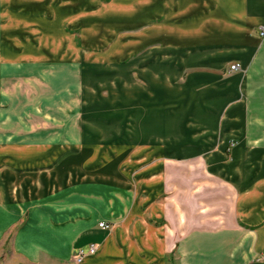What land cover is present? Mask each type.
<instances>
[{"label": "crops", "instance_id": "crops-1", "mask_svg": "<svg viewBox=\"0 0 264 264\" xmlns=\"http://www.w3.org/2000/svg\"><path fill=\"white\" fill-rule=\"evenodd\" d=\"M218 3L229 17L246 15L253 28L264 27V0ZM85 11H93V0H0V106L20 108L11 118L18 128L0 135V230L26 218L15 237L18 252L29 260L42 254L52 264L67 263L90 244L98 251L81 264H169L171 253L175 264H264L257 261L264 256V112L241 113L249 108L244 97L231 116L211 122L213 101L203 88L205 116H191V135L221 139L179 147L162 136L160 113H145L161 75L139 65L130 71L137 59L128 58L123 77H153L152 84H123V93L138 94L132 115L101 124L84 115L81 100L79 114H68L66 105L74 102L63 95L73 85L66 74L81 72L83 50L67 28ZM254 47L234 49L233 64L221 74L238 76ZM233 65L238 68L230 72ZM249 71H264V50ZM35 80L38 91L54 93L19 104L7 98L19 81L33 90ZM187 91L197 90L187 84ZM231 141L237 146L227 153ZM102 222L109 228L100 229Z\"/></svg>", "mask_w": 264, "mask_h": 264}, {"label": "rangeland", "instance_id": "rangeland-1", "mask_svg": "<svg viewBox=\"0 0 264 264\" xmlns=\"http://www.w3.org/2000/svg\"><path fill=\"white\" fill-rule=\"evenodd\" d=\"M223 10L218 0H93V11L81 12V22L67 28V33L75 41L76 47L83 50L81 72L66 74V81L73 85L70 91L60 93L67 101L74 102L71 110L66 105L67 113L79 114L77 104L81 100L84 115L101 124L106 121L120 124L125 120L124 114L130 112L132 115L136 110L138 94L128 91L123 93V84L137 87L138 84L153 83L152 74L144 81L137 74H130L127 78L122 76V64L127 63L128 58L137 59L135 62L131 61L135 64H131L130 71L133 68L136 71V66L139 65L149 74L155 71L161 75V89L158 92L160 106L158 93L155 92V100L145 102L144 107L146 114L160 113L163 121L162 136L175 140L179 147H186L187 143L192 142L214 146L221 138L204 140L201 139L202 134L192 137L195 126L188 124L192 115L205 116L201 99L203 88L207 89V96L204 97L213 101L212 113L207 115L211 122L231 116V106L242 98L244 100V97L249 108L245 110L243 107L241 113L247 111L246 115L249 117L258 110L264 112V71H249L254 58L264 50V27L260 31L250 25L246 15L244 19L238 20L229 17ZM237 12L239 13L238 10ZM249 14L247 13L248 16ZM90 17L93 18L92 21ZM251 45L255 46V50L236 78L221 74V71L226 73L233 64L237 53L234 49ZM246 78L249 83L245 89ZM37 82L41 81L35 80L32 90L23 81H19L21 85L14 89L17 93H8L7 98L19 104L32 94H47L46 90H37ZM187 84L194 85L197 91L188 93ZM78 87L82 88L83 96L78 92ZM9 89L8 85L6 90ZM226 89L235 91V97L229 95ZM257 89L263 92L260 91L256 96L254 91ZM51 93L54 91L48 94ZM124 94L127 96L125 99ZM127 99L130 103L136 100L134 104L127 105ZM12 108L9 109L8 105L0 106L1 136L18 128L11 122V118L20 114V108L15 112V107ZM203 111L204 114H201ZM169 122L176 126L172 132V127L168 128ZM175 134L177 139L172 138ZM118 137L121 140L120 135ZM227 145L229 153L237 143L231 141ZM184 158L186 156L178 161H184ZM182 174L184 176V172ZM194 174L198 179L200 172L195 170ZM26 220L23 218L13 221L0 230V264H52L42 254L29 260L22 252H18L15 237ZM91 245L98 246L90 244L88 247ZM79 252L80 249L73 251L70 257L65 258L67 263L61 264H81L75 260ZM175 259V253H171L169 264H175Z\"/></svg>", "mask_w": 264, "mask_h": 264}, {"label": "built area", "instance_id": "built-area-1", "mask_svg": "<svg viewBox=\"0 0 264 264\" xmlns=\"http://www.w3.org/2000/svg\"><path fill=\"white\" fill-rule=\"evenodd\" d=\"M264 35V33H262V36ZM238 68L237 65H233L230 67V72H234L236 69ZM99 228L101 229H108L109 226L106 225L105 223H100L99 224ZM97 250V246L96 245H91L90 247H88V251L87 252H84L83 250H80L79 253H77L76 255V263H81L82 260L87 256V255H91L93 254L95 251ZM257 261H264V256L262 255H259L257 257Z\"/></svg>", "mask_w": 264, "mask_h": 264}, {"label": "bare ground", "instance_id": "bare-ground-1", "mask_svg": "<svg viewBox=\"0 0 264 264\" xmlns=\"http://www.w3.org/2000/svg\"><path fill=\"white\" fill-rule=\"evenodd\" d=\"M97 251H98V250H96V251H95L93 254H91V255H87V256L82 260V262H83L85 259H87L89 256H93V255H95V254L97 253ZM84 252H85V250H84ZM82 262H81V263H82Z\"/></svg>", "mask_w": 264, "mask_h": 264}]
</instances>
